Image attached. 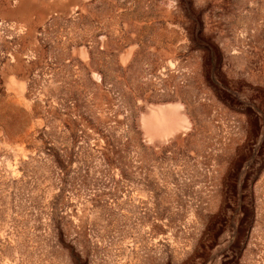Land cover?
<instances>
[{
	"label": "rangeland",
	"instance_id": "obj_1",
	"mask_svg": "<svg viewBox=\"0 0 264 264\" xmlns=\"http://www.w3.org/2000/svg\"><path fill=\"white\" fill-rule=\"evenodd\" d=\"M0 264H264V0H0Z\"/></svg>",
	"mask_w": 264,
	"mask_h": 264
}]
</instances>
